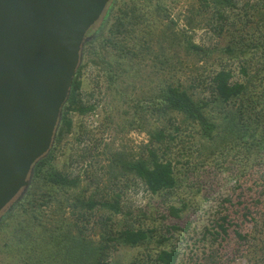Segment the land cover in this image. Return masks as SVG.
Returning a JSON list of instances; mask_svg holds the SVG:
<instances>
[{"label": "rangeland", "instance_id": "374dc122", "mask_svg": "<svg viewBox=\"0 0 264 264\" xmlns=\"http://www.w3.org/2000/svg\"><path fill=\"white\" fill-rule=\"evenodd\" d=\"M126 1L118 0L112 19L105 27V36L109 35L112 23ZM199 2L142 0L139 25L130 36L147 41L149 31L156 29L154 42L149 40L151 49L137 66L124 63L126 71L123 74H118L121 69L116 68L117 50L104 48V42L93 45L90 56L101 54L112 64H103L102 59H96L83 71L82 103L95 106V110L85 115L71 112L72 130L58 145L52 162L57 170L79 177L81 185L76 190H53L55 197L44 204L42 219L27 206L16 207L26 194L12 209L3 211L0 214V264H74L69 253L71 239L63 238L59 246L56 244L58 220L65 216L82 221V213L87 209L77 199L104 194L108 188L111 193L119 191L122 194L123 213L117 220L165 235L168 246L162 247L163 244L159 245L154 239L136 247L119 245L110 251L111 262L161 264L156 261L158 251L176 248L179 252L177 264H264V231L256 228L246 242L237 241L234 235L227 239L217 236L215 241L213 234L219 229L215 220L227 213L228 208L233 212L240 203L244 205L250 201L252 191L249 184L244 185V175L255 154L248 161L239 150L218 146L202 137L194 126L186 130L183 141L178 140L172 146L178 182L174 190L153 195L124 169L126 161L144 155L150 131L160 126L164 118L156 111L161 108L157 96L163 87L180 80L188 88L195 86V95L210 93L211 71L220 61L216 59L218 55L202 60L199 55L188 52L179 41H173L178 36L182 43L190 39L205 48L224 47L225 41L210 32ZM157 3L161 10L155 6ZM161 16L171 21L174 27L171 31L165 27L164 32L158 25H153L162 19ZM100 23L101 20L95 28ZM179 61L176 68L181 67V72L178 75L173 63ZM230 61L231 67L238 72L241 61ZM131 66L134 67L129 68ZM252 68L257 79L255 91H259L264 86L261 83L264 71L257 72L255 67ZM228 199H233L235 207H231ZM171 205L184 209L179 217L169 215ZM87 215H91V221L86 237L96 245L102 239L99 221H107L111 215L94 211ZM18 221H22L21 229L27 240L34 241L30 247H16L11 240L13 229L20 226ZM250 226L249 230H252ZM110 247L115 246L112 243Z\"/></svg>", "mask_w": 264, "mask_h": 264}, {"label": "trees", "instance_id": "16d2710c", "mask_svg": "<svg viewBox=\"0 0 264 264\" xmlns=\"http://www.w3.org/2000/svg\"><path fill=\"white\" fill-rule=\"evenodd\" d=\"M117 2L118 0L110 1L100 25L96 28L95 25L88 32L93 38L84 47L83 63L77 71L71 95L63 108L55 146L46 157L36 163L31 186L25 197L16 205L34 210L39 219L43 218L44 204L51 202V198L55 197L53 190H76L81 185L79 177H71L57 170L52 162L58 145L72 130L71 112L77 111L85 115L95 110V106L82 103L83 71L90 62L95 63L96 59H102L103 64H112L109 60L105 61L101 54L90 56L91 48L97 42L101 45L104 42V48L117 50L116 68L121 69L118 74H123L126 71L124 63H134L137 66L144 54L150 51L151 42H154L153 34L156 29L149 31L147 41L130 36L132 30L139 25L141 17L138 13L142 0H127L120 7L109 35L105 36V27L112 19V11ZM199 3L202 16L207 17L210 32L225 41L224 47L205 48L190 39L182 43L178 36H175L173 41H179L188 52L199 55L202 60L211 58L214 54L218 55L216 59L219 58L220 61L211 71L210 93L205 96L201 93L195 95L196 87L188 88L180 80L163 87L157 96L161 108L156 111L164 118L160 126L150 131V141L144 155L126 161L124 169L128 174L135 176L153 195L174 190L178 182L172 146L178 140L183 141L186 130L194 126L202 137L218 146L239 150L246 155L248 161L251 155L255 154L244 175L246 177L244 185L249 184L252 191L249 195L250 201L244 205L239 202L240 206L233 212L228 208L227 213L215 220V226L219 229L213 233L215 241L217 236L227 239L234 235L237 241L246 242L250 234L256 232V228L264 231V86L255 91L257 79L252 68L255 67L257 72L264 71V0H200ZM155 6H159L161 10L158 3ZM161 18L160 21L153 22V25H158L164 32L167 28L171 31L174 28L171 21L162 16ZM230 60L241 61L238 72L231 67ZM179 65L180 61L173 63L175 73L178 75L181 67L179 69L176 67ZM261 83H264V78L261 79ZM121 196V192L111 193L108 188L104 194L78 198L77 200L87 209L81 216L84 222L76 219V216L75 220L65 216L58 220L56 244L59 246L63 238L71 239L69 243L72 249L69 253L72 255L70 257L72 263L125 264L109 261L110 251L117 249L119 245L140 246L151 239L159 245L163 244L162 247H168L165 235L158 234L150 228L136 227L132 223L117 220L123 213ZM226 201L232 204L231 207H235L233 199ZM66 209L67 207L64 208L65 211ZM183 210L182 207L171 205L169 215L179 217ZM93 211L111 215L106 218L107 221L103 219L99 221L102 239L96 245L89 242L86 237L91 221V215L87 214ZM68 219L71 221L66 223ZM19 223L20 226H16L11 233V240L16 247H30L34 241L27 240L25 231L21 229L22 221H18L17 224ZM249 226L252 230H249ZM112 243L115 247H110ZM50 256L54 259L53 255ZM178 258L179 252L176 248H161L156 255V261L161 264H177Z\"/></svg>", "mask_w": 264, "mask_h": 264}, {"label": "water", "instance_id": "95a60500", "mask_svg": "<svg viewBox=\"0 0 264 264\" xmlns=\"http://www.w3.org/2000/svg\"><path fill=\"white\" fill-rule=\"evenodd\" d=\"M110 1L0 0V214L51 152L88 32Z\"/></svg>", "mask_w": 264, "mask_h": 264}]
</instances>
